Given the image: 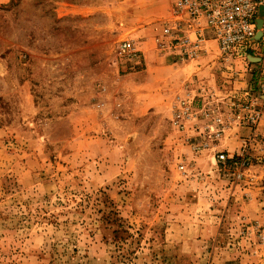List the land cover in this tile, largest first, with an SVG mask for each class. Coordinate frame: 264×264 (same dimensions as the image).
Masks as SVG:
<instances>
[{
  "label": "rangeland",
  "instance_id": "374dc122",
  "mask_svg": "<svg viewBox=\"0 0 264 264\" xmlns=\"http://www.w3.org/2000/svg\"><path fill=\"white\" fill-rule=\"evenodd\" d=\"M152 1L0 0V264H264V219L242 210L247 172L215 158L250 137L233 150L231 129L195 153L191 125L173 123L187 88L238 95L251 72L209 43L179 63L191 82L164 89L178 62L155 39L170 1L144 22ZM126 39L133 64L118 56Z\"/></svg>",
  "mask_w": 264,
  "mask_h": 264
},
{
  "label": "built area",
  "instance_id": "2783aa9c",
  "mask_svg": "<svg viewBox=\"0 0 264 264\" xmlns=\"http://www.w3.org/2000/svg\"><path fill=\"white\" fill-rule=\"evenodd\" d=\"M169 1L168 18L155 39L160 53L178 63L195 62L212 43L228 70L234 62L245 64L255 84L254 89L238 95H218L200 85L187 88L184 95L174 98V125L183 132L187 123L191 125L195 153L216 149L231 129L255 132L264 118V0ZM118 56L133 64L140 52L133 40L126 39L118 46ZM250 144L244 142L235 155L216 152L217 165H232L234 177L241 180L250 167Z\"/></svg>",
  "mask_w": 264,
  "mask_h": 264
},
{
  "label": "crops",
  "instance_id": "0c3cea01",
  "mask_svg": "<svg viewBox=\"0 0 264 264\" xmlns=\"http://www.w3.org/2000/svg\"><path fill=\"white\" fill-rule=\"evenodd\" d=\"M163 2V0H153L152 3H149L148 5L149 7L151 6L152 9H150L149 12L143 10L140 13V18L146 22L150 20L151 13L158 15L156 12L158 9L157 7ZM67 13L73 15V9L71 12L67 10ZM143 27L144 26L141 28ZM145 30L146 29H144L143 32H145ZM140 33L142 32L140 31L139 34ZM173 67H176V69H173ZM167 69H169V79L163 78L162 82L160 83V85H163V87L166 86L164 89L175 84L177 85L176 88L180 90V85L181 87H186V85L191 82L190 79L192 78L191 75L193 73V67L191 65L186 64L182 67L179 63H172L171 60L170 66ZM233 131H235V134L237 133L233 141V150H236L241 146L244 141L242 139H249V137L252 135V141L250 142L251 144L249 150L251 151L252 157L257 161L256 164L251 166V168L246 173L247 178L245 179V187L247 188H243V193H241V195L243 194L242 196H245V199L243 197L241 198V203L244 205L242 210L248 213V215H252L256 219H264V120L260 122L256 131L253 133H251L250 129L246 128L235 129ZM226 137L227 141L232 142L230 140L231 137L229 138V135Z\"/></svg>",
  "mask_w": 264,
  "mask_h": 264
},
{
  "label": "water",
  "instance_id": "95a60500",
  "mask_svg": "<svg viewBox=\"0 0 264 264\" xmlns=\"http://www.w3.org/2000/svg\"><path fill=\"white\" fill-rule=\"evenodd\" d=\"M258 24H259V26H260V21H259V23H258Z\"/></svg>",
  "mask_w": 264,
  "mask_h": 264
}]
</instances>
